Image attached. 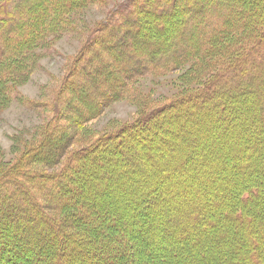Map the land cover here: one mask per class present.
I'll use <instances>...</instances> for the list:
<instances>
[{
    "label": "trees",
    "instance_id": "1",
    "mask_svg": "<svg viewBox=\"0 0 264 264\" xmlns=\"http://www.w3.org/2000/svg\"><path fill=\"white\" fill-rule=\"evenodd\" d=\"M100 1L0 0V102L13 94L12 80L15 79L14 71L18 68V63L11 64L10 59L14 55L24 54L35 45L41 46L47 39H59L73 31L65 21L67 14L76 8L100 5ZM141 29L145 31L144 37H140ZM94 39L98 48L90 47L88 51L91 50V57L85 53L80 61L86 73L93 72L89 78L93 85L91 93L89 88V95L85 91V96H82L78 92L82 87L73 81V89L80 101L79 108L83 109V113L77 115L80 117L92 114L97 101L102 97H105L103 104H112L126 94L132 83L149 76L165 75L194 58L200 61L206 72L215 68L211 62L202 64L207 57L215 56L214 61L225 63L211 80L182 100L186 101L188 108L203 113L206 118L204 123L207 122V127L210 128L209 134H204L203 137L190 134L186 138L185 132L195 133L199 129L194 121L186 122L187 119L183 121L184 118L180 121L179 116L186 114L188 110L181 106L177 111V122L182 123V130H179L180 136L175 142L167 144L161 139L163 136L160 139H152L153 135L146 137L153 148L158 149L160 142L167 147H163L159 154L161 159L155 158L153 165L146 160L143 163L139 157L145 166L147 178L151 175L150 171L155 172V166L160 171L166 170V175L163 174L161 179L158 177L154 185L150 186L155 192L162 188V195L157 194L156 198L154 195L151 205L159 208L162 206L159 202L168 199L163 195L166 186L161 185L168 181L167 178L168 186L179 183L190 185V179L194 178L201 182L203 178L210 179L208 173L203 176L206 171L203 166L205 163H215L218 156L220 159L216 166L224 171L223 178L226 176L229 179L225 183L218 182L217 195L208 191L194 193L192 187H189L188 191L177 193L181 200L175 205H164L170 228L168 238L179 242V248L171 252L164 248L160 254L155 253L154 257L158 260L156 264H264V0H125L117 4L110 17L98 27L96 33L91 34L87 46ZM108 58L113 62L111 68L104 63ZM144 58L145 61H142ZM97 76L98 79L95 78ZM98 81L99 85L95 84ZM224 106L228 113L225 115L220 111L224 110ZM160 112L158 110L157 113ZM213 113L216 114L214 117ZM166 118H170V115L165 116V120ZM159 120L155 121V129L159 128L160 132L163 130L170 134L169 129L165 128V122ZM248 120H252L251 128L247 125ZM224 121L226 128L223 126ZM236 121L244 123V128L240 129V139L234 128ZM144 123L142 120L140 127L146 124ZM134 127L136 125L128 128ZM207 135L210 136L206 137ZM51 138L46 137V141L42 142L45 146L35 150V154H42L43 159L45 158L35 161L47 167L51 165L47 161L62 155L71 139L69 136L64 145L59 146ZM204 138L205 141L201 143ZM182 139L184 142L187 140L188 144L181 143ZM238 141L241 142L237 144ZM233 143L236 147L243 148L240 152L241 159L244 153V158L251 156V160L248 159L239 166V171L246 172V176L236 172L238 165L235 169L232 165L229 166L233 168L230 172L228 170L231 168L226 167L228 163L234 162L229 157ZM182 153V157H179ZM111 160L112 158L102 160L95 171L89 172L88 168L83 167L84 175L80 179L77 177L78 182L71 181V177H68L67 182L58 186L61 196L45 194L49 180L46 175L38 176L20 169L0 174V196L4 198L2 202L0 200V210L7 212L0 214V236L6 240L15 236V242L24 237L25 244L35 242L36 246L42 243L37 246L39 250L35 256L27 254L23 257L24 249H15L19 259L13 261V264H61L66 260V264H80L83 261L77 255L78 252L84 255L87 264H119L122 260L129 264L130 259L125 256L120 259L121 253L115 255L111 251L113 244L121 243L117 234L123 231L117 213L111 207L108 208V200L112 201L116 193L113 196L105 195L107 200L104 196H99L102 193L99 174H106L105 164L110 165ZM174 160L176 163L172 164ZM117 162H121V165L118 164L121 168L112 170L114 177L109 185L111 182L118 183L119 180L115 177L124 176L120 174L123 173L125 161L118 158ZM153 166L154 169H151ZM131 169L129 171L132 174ZM177 172L180 180L176 178ZM59 177L57 183L60 184ZM215 180H218L217 177ZM71 183H76L74 190L69 185ZM144 185H147L144 181L135 180V185L127 194L117 192V202L121 207L127 204L132 206L128 213L132 219L133 210L137 209L135 207L140 205L144 195L150 191V188L145 190ZM214 196L224 202L215 205L212 200ZM50 199L55 202L49 203ZM190 204L195 207L191 212ZM145 209L151 208L145 206ZM50 210L63 212V215L59 219L53 218L47 213ZM170 212L174 213L171 219ZM206 214L210 216L209 220L206 219ZM131 218L130 221L135 223ZM23 229L31 234L30 237L22 234ZM184 233L188 235L184 236ZM55 234L60 235L59 243L50 242ZM178 235H181L180 240ZM186 237H190V240ZM6 243L0 241V256L3 249L9 251L13 248ZM132 246L131 242L121 245L131 257L134 254L135 259V249L132 252ZM102 249L108 251L100 257ZM199 253H205V256L200 257ZM6 260L8 259L5 262Z\"/></svg>",
    "mask_w": 264,
    "mask_h": 264
},
{
    "label": "rangeland",
    "instance_id": "2",
    "mask_svg": "<svg viewBox=\"0 0 264 264\" xmlns=\"http://www.w3.org/2000/svg\"><path fill=\"white\" fill-rule=\"evenodd\" d=\"M124 1L125 0H101L100 5L73 9L65 18V21L72 27L73 31H70L59 39H47L41 46L35 45L34 47L29 48L24 54L14 55L13 58L10 59L11 64L18 63V68L14 71L15 79L12 80V97L1 100L0 102V174L20 169L31 171L38 176L46 175L49 180L47 183L48 186L45 189V194L51 193L52 196H61V189H59L58 186L67 182L68 177H71V181L75 182L78 178L80 179V176L84 175L83 167L88 168L89 172L95 171L97 164L102 160L105 158H112L110 165L105 164L107 167V170L105 167L106 174H99V180L102 183V186L100 187L102 188V193L99 196L100 198L102 196L105 198V195L107 194H112L113 196V194L116 193V195L112 197V201L108 200V208L111 207L117 213L118 219L122 224L121 228L123 229L121 233L117 234L122 240L121 243L113 244L111 247L112 250H110L113 251L115 255L121 253L122 257L120 259H123L124 256L126 259H130L129 264H156V262L158 263V260H155V253L160 254V251L164 248L165 250H170V252L171 250L179 248V242L168 238L167 233L170 228L168 227L169 225H167L169 220L165 215V206L169 203L175 205L181 200V196L177 193L180 194L183 190L188 191L189 187H192L191 189L194 193L208 191V193L212 192L214 195H217L219 194L217 185L219 183H225V181L229 179L226 176L223 178L224 171H220L221 168H217L216 166L217 160L220 159V156H218L219 158L216 159L215 163H210V165L205 163L203 166V168H205L204 170H206L203 176H207L208 173L210 179L206 180V178H203L202 182L196 180V178L190 179L191 186L188 183L185 185L179 183L178 185L168 186L169 183L166 184V182L169 181V178H167L166 180L168 181L165 180L166 182L161 185L166 186V188L163 189V195L165 197L167 196L168 199L159 202L162 205L159 206V208L153 204L152 206L150 204V202L154 201L152 197L155 195L156 198L157 194L162 195V188L155 192L150 186L154 185L158 177L161 179L166 175L164 174L166 170L164 169L160 171V168L154 165L155 169L154 166L151 167V169H154L155 172L150 171L151 173L149 172V174L151 175L147 178L145 166L142 162L144 163L146 160V162H151L153 165L155 158L158 157L161 159L159 154H161L160 152H162L163 147L164 149L167 147L166 144L163 145V143L160 142L158 149L157 147L153 148L151 143H149L150 141H146V137L149 136L150 138L151 135H153L151 137L152 139L157 137L160 139V137L163 136L161 139H164V142L167 144L170 141L175 142L176 138L180 136V131L182 130V127L180 128L182 123L177 122L179 118L180 121L183 120V118V121L187 119L186 122H190L188 120L194 121V125L196 126L197 124V128L199 129L195 133H191L192 131L185 132L184 136L186 138L190 134L194 136L200 135V137H203L204 134H209L210 128L208 129L207 122L204 123V119L206 118H204L203 113L188 108L185 105L186 101L183 102L182 100L185 96L197 91L202 85L211 80L215 75V72L225 63L217 62V60L214 61L215 56L207 57L202 61V64L211 62L215 65V68L210 72H206L205 67H201L200 61H197L194 58L191 62L185 63L178 69L165 75L149 76L138 80L136 83H132L126 94L112 104H103L105 97H102L97 101L95 109H93L95 111H93L92 114L86 112L87 114L85 117L83 115L81 117L77 116L78 113H83V109L79 108L80 101L76 97L73 83L76 82L82 87L80 88L81 91L78 90L82 96H85L86 92L88 94L89 88V93H91V87L93 86L89 82V78L93 75V72L90 74V72L86 73L85 70H83V65H81L80 62L81 57L85 53L88 57H91V50L88 51V49L90 47H93V49L98 48L95 39L87 46L91 34L94 32L96 33L98 27L110 17L111 13L114 11V7ZM144 35L145 31L144 29H141L140 37H144ZM142 61H145V58L142 59ZM104 63L109 66L108 68L113 67V62L109 58L106 59ZM87 66L88 65H85V67ZM88 70L91 71L89 66ZM72 71L73 74H71ZM95 78L98 79L99 77L97 76ZM97 83L99 85V81L95 82V84ZM103 89L106 90L105 88ZM247 95L253 96V94ZM5 97L6 96H4V98ZM240 98L241 97H239V100ZM196 103H199V101H196ZM181 106H183V109L184 107L188 108V112L186 111V114L177 118L179 115V112L177 111H179L178 109ZM226 106H224V110H220L224 115L227 113ZM251 109L253 112V108ZM158 110H161V112L157 113ZM250 114L252 113L250 112ZM169 115L170 118H166L165 120V116L167 117ZM215 115L216 114L213 113L212 116L214 117ZM163 116L164 118H161ZM159 118L161 119L159 120ZM155 119H158L163 123L165 122V128L169 129V132L171 133L169 134L168 131L166 132L163 130L160 132V130H158L159 128L155 129ZM142 120L146 124L144 123L145 125L140 127L141 124L139 123L142 122ZM252 124V120H248L247 125L249 128L252 127ZM131 125H136V127L129 129L128 127ZM226 125L227 124L224 121V128H226ZM184 126L185 123H183V127ZM242 127L244 128V123L240 124L236 121V127L234 128L237 130L235 132L239 135V139L241 136L240 129ZM202 129L203 131H201ZM205 129L208 130L205 131ZM49 132L51 133L49 134ZM48 136L52 137L51 141H54V144L59 146H63L69 136L71 138L70 142L65 146L64 152L60 155L61 157L54 156V158L47 161V164H51H49V167L35 161V159L38 160V158L45 160V158L43 159L42 154H35V150H39L45 146L42 142L46 141V137ZM209 136L210 135H207L206 137ZM205 138L201 143L205 141ZM184 139H182L181 143L184 142ZM186 141L184 142V145L188 144ZM240 142L241 141H238L237 144ZM232 145L233 149L231 150L229 157H231L234 162L228 163L226 167L228 168L232 165L235 169L236 165H238L236 172L240 175L246 176V172L243 173L239 171V166L241 163L244 164L248 159L251 160V156L244 158L246 156L244 153V157L241 159L240 152H242L243 148H240L239 146L236 147V144L234 145V143ZM240 146L242 145L240 144ZM257 151H259V149ZM182 155L183 153L180 154L179 157H182ZM254 155L255 154H253V156ZM139 157H141L143 161ZM118 158L125 161V164H123L124 166L122 167L123 173L120 174H124V176L121 178L115 177L119 180L118 183L111 182L109 185L110 181L113 180L112 177H114L112 170H116V168L119 167L121 168V162H117ZM119 163L120 165H118ZM175 163L176 160H174V163L172 164ZM233 168L229 169L228 172L232 171ZM130 169L133 170L132 174L129 171ZM127 173L129 176H126ZM177 174L178 172L176 173V178L177 180H180L178 179L179 177H177ZM58 176L61 178L60 184L57 183ZM216 177L218 180H215ZM90 179L91 178H88V180ZM135 180L139 182L144 181V183L147 184L144 185L145 190L150 188V191L147 195H144L140 205L135 207L137 209L134 208L135 211L133 210L132 212L134 217L132 219L130 214L128 216L130 207L132 208V206L127 204L124 205V207H121L119 202H117V200L119 201V198L117 197H119L118 193L124 195L132 190L135 185ZM123 181L126 182L124 183ZM74 184H69L72 189ZM124 184H126V186H124ZM70 186L69 189H71ZM144 186H142V188ZM122 187L125 188L123 189ZM153 192L155 193L153 194ZM140 196L141 194L139 193L138 200H140ZM3 199L4 198L0 196L1 202ZM105 200H107V198H105ZM212 200L215 205L224 202L223 199L220 200V198L215 196ZM136 201L137 199H135V202ZM51 202L54 203L55 200L50 199L49 203ZM145 206H150L151 209L147 210L145 209ZM178 208L179 207H177V209ZM194 208L193 205L190 204V212ZM2 212L7 213L6 211L0 210V214ZM138 212L141 213L138 214ZM47 213L57 219L61 218L63 215V212L58 213L54 210H50ZM170 213L171 219L174 213ZM4 214L2 213V215ZM205 217L206 219L210 218L208 214H206ZM130 218L131 220H135V223H132ZM161 219L162 221L160 222ZM26 229L22 230V234L26 237H30L31 234L28 233ZM0 231L2 232L1 229ZM186 235L188 234L184 233V236ZM14 237H11L13 239L10 238L9 240H6L3 236H0V241L7 242L8 244H6L8 247L10 245L14 248H10L9 251H6L5 249L2 250L3 254L1 253L0 256V264H6V262L8 264H13V261H17L19 258L15 253V249L16 251L24 249V252L22 253L23 257L24 255L27 256V254H32L33 256L38 254L39 248L37 246H41L42 243H39L37 246L34 244L35 242L25 244L24 237H21L23 238L21 241L18 240L19 242H15ZM59 237L60 235L55 234L53 240L50 242L59 243ZM177 237H179L178 239L180 240L181 235H178ZM186 238L190 240V237ZM125 242H131L133 244L131 251L134 252L135 249V259L134 254L133 257H131L132 255H129V252L123 250L121 247ZM83 250L85 252V249ZM107 251L102 249V253L99 254L100 257H103ZM77 255L82 258L83 262L80 264H87L85 263L84 255L82 253L78 252ZM199 256H205V253H199ZM5 259L8 260L5 262ZM54 260L55 258L51 263H53ZM66 261L61 262V264H66ZM120 262L121 263L119 264L128 263V261L126 262L125 260Z\"/></svg>",
    "mask_w": 264,
    "mask_h": 264
}]
</instances>
